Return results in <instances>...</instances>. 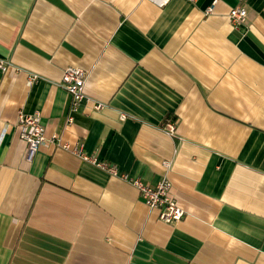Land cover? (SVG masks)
Segmentation results:
<instances>
[{
    "label": "crops",
    "instance_id": "crops-1",
    "mask_svg": "<svg viewBox=\"0 0 264 264\" xmlns=\"http://www.w3.org/2000/svg\"><path fill=\"white\" fill-rule=\"evenodd\" d=\"M0 60V264H264V0H0ZM68 66L88 74L71 122ZM20 111L56 137L31 162ZM78 147L167 176L184 218Z\"/></svg>",
    "mask_w": 264,
    "mask_h": 264
},
{
    "label": "built area",
    "instance_id": "built-area-1",
    "mask_svg": "<svg viewBox=\"0 0 264 264\" xmlns=\"http://www.w3.org/2000/svg\"><path fill=\"white\" fill-rule=\"evenodd\" d=\"M160 7H164L170 0H151ZM211 10V9H209ZM248 16L247 8L243 5L233 7L229 13V17L233 25L236 27L243 24ZM10 63L0 60V69L7 71ZM87 72L78 66H68L62 74L61 85L70 95V115L69 122L73 121L72 113L79 110L82 102L87 98L85 94V86L87 83ZM35 80L36 77H32ZM94 108L103 109L106 105L101 101L94 100ZM125 113L121 114L122 120L127 119ZM18 126L21 129V137L26 142V160L33 161L40 147L47 142H55L56 137L48 138L47 129L42 122L39 112L29 114L20 111L18 114ZM164 130L171 136L176 135L175 122L168 119L163 126ZM69 148L68 145H63ZM74 153L85 161L92 163L100 169L107 171L112 176L118 177L134 185L144 202L152 209L158 211L159 219L166 223H177L185 216V210L178 204L177 199L172 194V182L165 176L155 186L144 183L139 177H133L129 173L120 172L116 165L107 161L100 160L96 155L85 153L82 147L74 149ZM169 161H164L166 167L170 166Z\"/></svg>",
    "mask_w": 264,
    "mask_h": 264
}]
</instances>
